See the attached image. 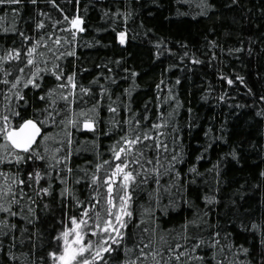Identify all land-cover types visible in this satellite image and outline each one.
<instances>
[{
    "label": "trees",
    "instance_id": "trees-1",
    "mask_svg": "<svg viewBox=\"0 0 264 264\" xmlns=\"http://www.w3.org/2000/svg\"><path fill=\"white\" fill-rule=\"evenodd\" d=\"M77 16L82 30L71 27ZM37 41L36 63L26 66ZM12 49L21 58L0 60V116L13 125L22 122L15 112L43 122L35 147L45 159L0 165L8 176H0V188L12 189L0 203L7 207L16 197L15 215L0 212V264H54L49 253L61 250L56 238L72 217L87 221L85 244L92 240L95 247L107 236L101 231L110 207L105 180L120 162L113 146L129 129L130 138L153 139L122 154L139 160L128 165L138 175L127 190L132 215L124 217L121 243L103 254L106 264H264V0L4 3L0 57ZM37 66L42 71L33 76ZM68 76L76 88H59ZM88 120L92 128L84 127ZM157 138L166 151L157 150ZM36 170L38 183L28 176ZM121 181L113 184V212L124 195Z\"/></svg>",
    "mask_w": 264,
    "mask_h": 264
},
{
    "label": "snow or ice",
    "instance_id": "snow-or-ice-1",
    "mask_svg": "<svg viewBox=\"0 0 264 264\" xmlns=\"http://www.w3.org/2000/svg\"><path fill=\"white\" fill-rule=\"evenodd\" d=\"M21 0H0V4L8 3V4H17L20 3ZM33 3H35V0H32ZM18 10L12 9V12L15 14ZM67 20L68 17H65ZM58 23V22H57ZM71 27L75 29H80L82 20L79 16L74 17L70 21ZM44 25L42 22L38 23L36 25L37 28H42ZM13 31L15 29H12ZM82 30V29H80ZM7 31V29H5ZM21 36H24V33H20ZM120 42L124 43V37L125 33L121 32L120 34ZM25 40H28L29 37L24 36ZM39 41L27 50V65H35L36 58L35 55L37 53V49L39 47ZM60 40H56V44H59ZM40 56H43L44 53H39ZM21 58V50L20 49H12L8 51L5 56L0 57V60H20ZM3 70V69H0ZM19 71L21 73L24 72V68H19ZM42 69L40 67H36L35 71L32 73L33 76L38 75ZM5 76L10 75V72L8 70H4ZM57 79H60L61 74L57 73ZM68 84H60L59 88L63 89L71 86L72 89L76 88V84L74 82L73 76H68ZM4 84H8L9 81L5 79L2 81ZM20 82V77L16 78V81L12 83V88H16L17 85ZM230 84L232 83L231 80L228 81ZM28 84H32L34 87H39V84H37L34 80L29 79ZM27 86V85H25ZM52 91H49V95H51ZM82 91H88L87 89H82ZM41 99H44V97H41ZM61 99L67 101L68 95H62ZM53 103L55 101L53 100ZM111 111H114V109H110ZM83 115V113H81ZM13 117H19L22 121L19 124L13 125L10 120L11 118L8 115L0 116V121H3V124L0 125V136H2L4 143L0 144V149L3 150L4 154L0 155V165H3L5 163L11 164L15 162L16 164H21L22 162H26L28 160H44L45 157L40 154L39 149L37 147H34V145H37V137L41 136V128L42 123H38L37 120L34 119H23V117H20L19 112H15L12 114ZM49 116H51V113H49ZM47 119V117L45 118ZM69 123H74V121H69ZM140 123L139 120L136 121V124L138 125ZM84 127L86 128H92L93 124L91 120L85 121ZM154 127H160V125H155ZM132 131L129 129V132ZM129 132H125V135L120 138V141L117 142V145L113 146V157L115 160L120 161L119 163H116L114 166V169L112 170V173L110 176L106 177L105 183L107 185L108 189V200L107 203L110 205L108 208V219L104 222L103 228L101 229L100 223H96V228L101 229L103 233H106V237H102L100 240V243L97 244L95 247L93 246V241L89 240L87 244L84 243V235H83V229L82 225H86L87 221L82 217L79 222H77V219L75 217L71 218V222L73 227L70 229H66L63 231L59 237H57V240H60L62 238L63 244L61 250L52 251L49 253L51 257L54 259V264H95L96 261H100L101 264H106V261L104 259V253H111L114 249L112 248V244L119 245L121 243V239L123 238V232L121 229L125 228L127 225L125 223L124 217L131 216L132 213L129 210V205L131 201V193L127 191L130 186L131 182L135 181L137 179L138 174H134L133 171L128 170L129 163H136L139 164V160L134 161H128L127 159H122V154L124 157H127L130 155V153L134 150L133 146L142 143L143 140H150L153 139L152 136H150L148 133H144L143 137H141L140 134H135L134 138L129 137ZM43 139H48L47 136L43 137ZM121 142L123 145H126L127 147L120 146ZM69 143L71 141L69 140ZM147 147V145L145 146ZM155 147L157 150L160 148H163L165 151L167 150V145L163 144L159 141L157 138L155 141ZM45 152L48 151L47 147L44 149ZM59 151V148L54 150L52 159H56L55 153ZM140 155H143V152L140 153ZM11 158V159H10ZM176 157H173L172 159L175 160ZM57 162H59L57 160ZM105 164L109 163L108 161H104ZM147 163L151 164L152 160H148ZM156 163L159 164L160 161L157 158ZM54 165H50L49 167H53ZM101 166L98 164L97 169H99ZM70 171V170H69ZM153 172L159 175V169L153 168ZM47 175V173H45ZM0 176L5 177V181H7L8 176L6 173H4L2 170H0ZM29 179L31 180L33 177L35 178L36 182L38 183L39 180L42 178V174L39 170H36L34 173L30 172L28 173ZM122 176V181L119 185L122 189H124V195L119 196V210L116 212H113L112 209L116 207L114 204V197H112L111 193L113 192V184L115 183L116 178ZM99 177L93 176V181H97ZM142 182H147V178ZM159 183V180L156 181ZM19 184H24L25 181L20 179L18 180ZM43 193H48L49 188L44 187L40 189ZM12 192L11 187H8L7 189L0 188V198L3 197L5 193ZM63 194V193H62ZM16 200L15 195L12 196V201L14 202ZM11 202H9V205L6 207L3 203H0V212L8 213L9 215H15V213L12 211L11 208ZM98 203V201H97ZM92 207H95V205H91ZM88 216V209L86 208L84 210V217ZM114 217V220H113ZM97 221L100 220L99 213H97ZM2 223V221H0ZM93 235H97L98 233L95 230H91ZM111 233H115V235H111ZM72 237L69 239V237ZM111 241L112 243H108V241ZM179 248L180 245H177ZM169 251H172V249H169ZM246 251V250H245ZM88 253H91V255H86ZM141 256L146 255V253L141 250L140 253ZM175 259L179 261L180 255H175Z\"/></svg>",
    "mask_w": 264,
    "mask_h": 264
},
{
    "label": "water",
    "instance_id": "water-1",
    "mask_svg": "<svg viewBox=\"0 0 264 264\" xmlns=\"http://www.w3.org/2000/svg\"><path fill=\"white\" fill-rule=\"evenodd\" d=\"M42 135H43V130L41 129V136H40V137H37V143H38V141L41 139ZM35 146H36V145H34V147H35Z\"/></svg>",
    "mask_w": 264,
    "mask_h": 264
},
{
    "label": "rangeland",
    "instance_id": "rangeland-1",
    "mask_svg": "<svg viewBox=\"0 0 264 264\" xmlns=\"http://www.w3.org/2000/svg\"><path fill=\"white\" fill-rule=\"evenodd\" d=\"M81 27H82V23H81V26H80V29H81ZM77 30H79V29H77ZM73 227V225H71L69 228H67V229H70V228H72ZM72 237L70 236L69 237V239H71Z\"/></svg>",
    "mask_w": 264,
    "mask_h": 264
}]
</instances>
